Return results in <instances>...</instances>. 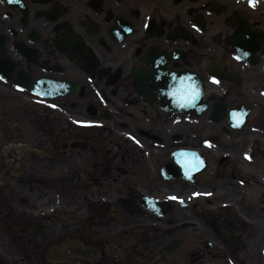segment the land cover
Here are the masks:
<instances>
[{
	"label": "flooded vegetation",
	"instance_id": "flooded-vegetation-1",
	"mask_svg": "<svg viewBox=\"0 0 264 264\" xmlns=\"http://www.w3.org/2000/svg\"><path fill=\"white\" fill-rule=\"evenodd\" d=\"M264 10L0 0V264H264Z\"/></svg>",
	"mask_w": 264,
	"mask_h": 264
},
{
	"label": "water",
	"instance_id": "water-1",
	"mask_svg": "<svg viewBox=\"0 0 264 264\" xmlns=\"http://www.w3.org/2000/svg\"><path fill=\"white\" fill-rule=\"evenodd\" d=\"M259 40H261V39L258 38V37L254 40L255 46L253 47L252 50H259V47L257 45V43H258ZM261 53L264 55V46L262 47Z\"/></svg>",
	"mask_w": 264,
	"mask_h": 264
},
{
	"label": "rangeland",
	"instance_id": "rangeland-1",
	"mask_svg": "<svg viewBox=\"0 0 264 264\" xmlns=\"http://www.w3.org/2000/svg\"><path fill=\"white\" fill-rule=\"evenodd\" d=\"M260 10H262L264 8V1H263V4H261L259 7H258Z\"/></svg>",
	"mask_w": 264,
	"mask_h": 264
},
{
	"label": "snow or ice",
	"instance_id": "snow-or-ice-1",
	"mask_svg": "<svg viewBox=\"0 0 264 264\" xmlns=\"http://www.w3.org/2000/svg\"><path fill=\"white\" fill-rule=\"evenodd\" d=\"M250 5L252 4V0H249Z\"/></svg>",
	"mask_w": 264,
	"mask_h": 264
}]
</instances>
